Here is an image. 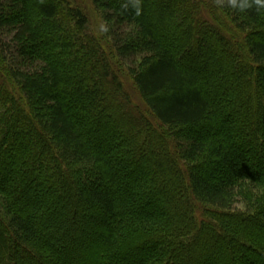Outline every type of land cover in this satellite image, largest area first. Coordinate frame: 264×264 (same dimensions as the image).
Masks as SVG:
<instances>
[{
    "label": "trees",
    "instance_id": "16d2710c",
    "mask_svg": "<svg viewBox=\"0 0 264 264\" xmlns=\"http://www.w3.org/2000/svg\"><path fill=\"white\" fill-rule=\"evenodd\" d=\"M91 2L0 0V264H264V10Z\"/></svg>",
    "mask_w": 264,
    "mask_h": 264
},
{
    "label": "clouds",
    "instance_id": "9594fccd",
    "mask_svg": "<svg viewBox=\"0 0 264 264\" xmlns=\"http://www.w3.org/2000/svg\"><path fill=\"white\" fill-rule=\"evenodd\" d=\"M132 3V6L135 8V14L140 15V0H129ZM218 6L223 7L225 3L233 9H238L239 11H245L246 9L255 6L257 11L264 10V0H216ZM124 8L128 7V4L123 5ZM108 27L106 25L100 26V32H108Z\"/></svg>",
    "mask_w": 264,
    "mask_h": 264
},
{
    "label": "rangeland",
    "instance_id": "374dc122",
    "mask_svg": "<svg viewBox=\"0 0 264 264\" xmlns=\"http://www.w3.org/2000/svg\"><path fill=\"white\" fill-rule=\"evenodd\" d=\"M76 1L78 3H80L85 8V10L87 11V13H88V15L90 17L91 29L98 33L99 30H100V26L103 25V21L100 18L99 12L93 6L91 0H76ZM57 219L62 221V224L65 225L64 229L66 230L67 229L66 225L69 222L68 221L65 222L60 217H58ZM58 237H56V238H58Z\"/></svg>",
    "mask_w": 264,
    "mask_h": 264
}]
</instances>
